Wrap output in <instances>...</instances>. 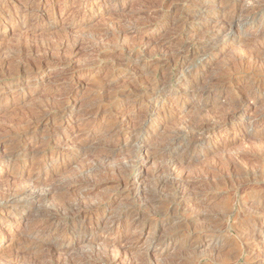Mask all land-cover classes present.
<instances>
[{
  "label": "rangeland",
  "instance_id": "obj_1",
  "mask_svg": "<svg viewBox=\"0 0 264 264\" xmlns=\"http://www.w3.org/2000/svg\"><path fill=\"white\" fill-rule=\"evenodd\" d=\"M223 1L0 0V264H264V85L251 78L264 79V0ZM235 96L245 113H226ZM198 114L214 126L186 129ZM188 137L181 184L154 191L169 140ZM91 139L108 154L103 168L79 153ZM38 173L44 198L30 195ZM82 193L105 214L70 222L85 227L76 233L29 231Z\"/></svg>",
  "mask_w": 264,
  "mask_h": 264
},
{
  "label": "bare ground",
  "instance_id": "obj_2",
  "mask_svg": "<svg viewBox=\"0 0 264 264\" xmlns=\"http://www.w3.org/2000/svg\"><path fill=\"white\" fill-rule=\"evenodd\" d=\"M192 0H190V2H191ZM250 1V0H249ZM262 1V0H261ZM216 2V1H215ZM215 2H214V4H215ZM222 2H224L223 0H222ZM230 2V1H229ZM250 2H252V1H250ZM193 3V2H192ZM219 3V2H218ZM226 3V2H225ZM225 3H221L220 2V4H221V6H224L225 5ZM260 3V2H259ZM196 4V3H195ZM194 4V5H195ZM214 4H212L213 6H214ZM194 5H192V6H194ZM196 6V5H195ZM234 6V5H233ZM216 7V6H215ZM232 7V6H231ZM218 8V7H217ZM243 7H241V9H242ZM252 8V7H251ZM254 8V7H253ZM222 9V8H221ZM231 9V8H230ZM234 9V8H233ZM232 10V9H231ZM243 12V11H242ZM232 13V12H231ZM240 14L241 13H239V16H240ZM232 16V15H231ZM231 16H230V18H231ZM234 16V15H233ZM237 17V16H236ZM226 18V17H225ZM233 18V17H232ZM224 19V18H223ZM222 20V19H221ZM232 20V19H231ZM204 47H206V46H204ZM208 47V46H207ZM29 51H31V49L29 48ZM205 52H206V50H205ZM26 53H28L27 51H25L23 48H20V52L18 53V59H20V58H22ZM260 55V59H262V58H264V55L261 53V54H259ZM170 57V56H169ZM175 62H177L176 60H175ZM170 63V62H169ZM172 63V62H171ZM18 69V72H21V69H20V67L19 68H17ZM238 73V72H237ZM239 74V73H238ZM245 75V74H244ZM247 75V74H246ZM251 78H252V81L254 80V81H256L257 80V82L259 83V84H262V85H264V79L263 78H261V77H256V75H251ZM162 81V80H161ZM164 83V82H163ZM161 83V84H159V83H152L150 86V88H152L153 89V91H155V90H157V89H159L160 87H162V86H164V84L166 83ZM212 83V82H211ZM211 83H209V85L211 84ZM167 85V84H166ZM165 85V86H166ZM206 86V85H205ZM214 86H215V84H214ZM255 86V85H254ZM257 86V85H256ZM255 86V87H256ZM202 87V86H201ZM149 88V89H150ZM163 88V87H162ZM167 88V87H166ZM197 88V87H196ZM257 88V87H256ZM206 89H209V88H205V87H203V88H199V92L200 93H203V92H205L206 91ZM217 89V88H216ZM191 90H193V89H191ZM196 90V89H195ZM255 90V89H254ZM257 90V89H256ZM197 92V91H196ZM122 94V93H121ZM120 94V95H121ZM149 94V93H148ZM188 94V93H187ZM191 94H193V93H191ZM196 94V93H195ZM138 95V94H137ZM108 96V95H107ZM125 95H123L122 96V98L124 97ZM192 96H194V95H192ZM114 96H112V98L111 97H106L105 98V100H109V102L108 103H111V101H113L114 100V98H113ZM118 97H119V95H118ZM126 97V96H125ZM124 97V98H125ZM129 97V96H128ZM127 97V98H128ZM195 97V96H194ZM111 99V100H110ZM145 99H146V97H145ZM144 99V100H145ZM129 100H130V98H129ZM148 100H150V99H148ZM131 101V100H130ZM139 101H141V99L139 100ZM147 101V100H146ZM245 101V100H244ZM68 102V101H67ZM75 102H76V100H75ZM137 102V101H136ZM164 102V101H163ZM74 103V102H73ZM105 103V102H104ZM139 104V103H138ZM54 105V104H53ZM250 105V104H249ZM66 107H67V104H66V102H63L62 100H60V101H58V102H56V104H55V109L57 110V113H58V116H59V114L60 113H64V111L66 110ZM104 107V106H103ZM206 107V106H205ZM225 107H226V113L227 112H232L231 110H233V111H240L241 113H245V111H246V109H247V105L243 102V98H240V97H234V98H232L228 103H227V105H225ZM52 109L54 108V107H51ZM45 109V108H44ZM42 110L41 112H39L38 113V116L40 117V118H42V119H46V120H48L50 117H51V115H49L48 113H49V111L47 112L46 110ZM106 109V108H105ZM107 109H108V107H107ZM202 110H203V108H202ZM224 112V111H223ZM97 114V113H96ZM229 114V113H228ZM233 114V113H232ZM61 115V114H60ZM102 115H104V116H107L108 115V111L107 110H105L103 113H102ZM199 115V117L197 118V119H195V120H193L192 122H190L189 123V125H188V128H186V129H192V130H199V131H201V133H203L202 131H206V130H208V129H211L213 126H214V124H210V123H208V121H205V119L203 120V118H201V115L200 114H198ZM225 117H224V120H226L228 117H229V115H224ZM97 117V116H96ZM103 117V116H102ZM135 117V116H134ZM232 117V116H231ZM139 119H140V117H139ZM45 120V121H46ZM142 120H143V118H142ZM169 120V119H168ZM136 121V120H135ZM141 121V120H140ZM144 121V120H143ZM142 122V121H141ZM133 123V122H132ZM137 123V122H136ZM139 123V122H138ZM137 123V124H138ZM134 124V123H133ZM139 125H140V123H139ZM141 126V125H140ZM133 127V126H132ZM134 127H136V126H134ZM137 127H139V126H137ZM133 128V131L137 134H139L140 133V131H141V129H138V128ZM142 128V127H141ZM184 128V127H183ZM131 130H132V128H131ZM178 131H180V130H178ZM132 132V131H131ZM134 133V134H135ZM183 133V132H182ZM192 133V132H191ZM192 135H194V134H192ZM133 136V135H132ZM136 136H138V135H136ZM195 136V135H194ZM190 137V136H189ZM189 137H188V139H189ZM171 138V137H170ZM95 139V138H94ZM96 139H98V138H96ZM169 139V138H168ZM167 139V140H168ZM183 140V139H182ZM194 140V139H193ZM93 140L91 139L90 141H85V143H83L82 144V146H80V148H79V146H78V148H79V153L81 152V151H85V150H87V152H88V155L91 157V155L93 154V156L96 154V157L94 158L95 160L92 162V163H94V165L96 166V167H99V168H103L104 167V165L105 164H107V162L105 163V161H106V159L108 158L107 156H108V154H106L107 152L105 151V150H102L101 148H100V146L98 147V146H96V148H94V149H92V148H89L90 147V144H91V142H92ZM98 141V140H97ZM136 142V141H135ZM173 142H175V143H173ZM139 143V142H138ZM137 143V144H138ZM168 143V142H167ZM52 145V142L50 143V141H49V143L47 144V147L49 146V145ZM60 144V143H59ZM136 144V143H135ZM136 144V145H137ZM164 144V143H163ZM193 144V143H192ZM191 141H190V139L189 140H187V141H180V140H169V143H168V145L169 146H171L170 148L172 149V150H170V151H166L164 154H162L163 156H161L160 158H162V159H164V162L166 163V165L164 166V167H160V168H158V170L156 171V174H154V179H155V185H154V187H152L153 189H155L154 191H165L167 188H168V186L169 185H171V186H173L174 188L175 187H177V186H179V184H181V182L180 181H178L177 180V178H175V177H173L175 174H174V172L176 171V170H178L179 168L180 169H182L181 167H182V164L184 163V158H182L179 154H177L176 153V151L177 150H179V149H183V150H187V149H189L190 147H191ZM55 145H57V142L55 141L54 142V144H53V146H55ZM69 145V144H68ZM79 145H81V144H79ZM99 145H109V141L108 140H105V141H100L99 142ZM141 145V144H140ZM160 145V144H159ZM52 146V147H53ZM72 146H74L73 144H72ZM160 146H162V145H160ZM166 147H167V145H165ZM164 146V147H165ZM195 146V145H194ZM93 147V146H92ZM60 148V147H59ZM162 148V147H161ZM174 148V149H173ZM195 148V147H194ZM191 149V148H190ZM186 152V151H185ZM12 154V153H11ZM83 154V153H82ZM161 154V153H160ZM73 157H77V155H78V153H73ZM85 155V154H84ZM87 155V154H86ZM87 155V156H88ZM183 155V154H182ZM17 156V155H16ZM92 156V157H93ZM113 156V155H112ZM11 157V156H10ZM72 157V156H71ZM184 157V156H183ZM18 158V157H17ZM70 158V157H69ZM109 158H110V156H109ZM133 159L135 158V156H133L132 157ZM1 160V159H0ZM76 160V159H75ZM108 160V159H107ZM111 160V159H110ZM130 160V159H129ZM135 160H136V158H135ZM147 160V159H146ZM189 160V159H188ZM72 161L74 162V159L72 158ZM78 161V160H77ZM131 161V160H130ZM130 161H129V163H130ZM133 161V160H132ZM131 161V163H133ZM154 161V160H153ZM190 161V160H189ZM85 162V161H84ZM108 162H110V161H108ZM128 162V161H127ZM144 162H146V161H144ZM163 162V161H162ZM88 163V162H87ZM86 163V164H87ZM136 163H138V162H136ZM71 164V163H70ZM81 164V163H80ZM84 164V163H83ZM128 164V163H127ZM185 164V163H184ZM75 165V164H74ZM128 165H130V164H128ZM87 166V165H86ZM131 166V165H130ZM76 167H78V164H77V166ZM82 167V166H81ZM84 167V166H83ZM94 167V166H93ZM95 167V168H96ZM125 167H126V165H125ZM124 167V168H125ZM135 167V166H134ZM235 167V165L233 166V165H231V164H229V165H227L225 168H222V171L224 172V171H226V169H228V170H232L233 168ZM94 168V169H95ZM108 168V167H107ZM127 168V167H126ZM131 168V167H130ZM63 169V168H62ZM119 169V168H118ZM235 169H237L236 167L234 168V172L236 171ZM57 170V169H56ZM59 170V169H58ZM93 170V169H92ZM98 170V169H97ZM228 170H227V172H228ZM240 170V169H239ZM65 171V170H64ZM76 171V170H75ZM120 171H121V169H120ZM126 171V170H125ZM179 171V170H178ZM220 170H216V169H213V170H211V171H209V174H216V173H218ZM238 171V170H237ZM123 171H121L120 173H122ZM177 172V171H176ZM233 172V173H234ZM240 171H238V173H239ZM77 173V172H76ZM89 173V172H88ZM119 173V172H118ZM119 173V174H120ZM231 173H232V171H231ZM237 173V174H238ZM15 174V173H14ZM39 174L40 173H38L37 175H34L33 176V174L31 175V179H30V184L29 185H31L32 187H33V191L34 192H31V196H34V197H41V198H44L45 197V194L44 193H40L39 191H37V188H46L47 186H48V184H47V182L46 181H44L40 176H39ZM86 174V173H85ZM96 174V173H95ZM125 174H126V172H125ZM235 174V173H234ZM60 175V174H59ZM73 175V174H72ZM71 175V176H72ZM74 175H76L75 173H74ZM87 175V174H86ZM90 175V174H89ZM97 175V174H96ZM123 176H124V174H122ZM236 175V174H235ZM239 176H240V174H238ZM51 176V175H50ZM88 176V175H87ZM92 176V175H91ZM91 176H90V178H91ZM237 176V175H236ZM81 177V176H80ZM120 177H122V176H120ZM177 177V176H176ZM71 178V177H70ZM128 178V177H127ZM64 179V178H63ZM76 179V178H75ZM123 179V178H122ZM52 180V179H51ZM62 180V179H61ZM73 180V179H72ZM126 180V179H125ZM125 180H124V182H125ZM128 180V179H127ZM126 180V181H127ZM82 181H83V179H82ZM122 181V180H121ZM28 182V183H29ZM65 182V181H64ZM71 182H73V181H71ZM153 182H154V180H153ZM70 183V182H69ZM131 183V182H130ZM129 183V184H130ZM140 183V182H139ZM183 183V182H182ZM63 184V183H62ZM124 185H125V183H123ZM68 185V184H67ZM78 185V184H77ZM122 185V184H121ZM126 185H127V182H126ZM126 185H125V187H126ZM58 187V186H57ZM170 187V186H169ZM183 188L185 187V186H182ZM122 188H124V187H122ZM146 188V187H145ZM148 188V187H147ZM64 189V188H63ZM69 189V188H68ZM127 189V188H126ZM143 189V188H142ZM149 189V188H148ZM152 189V190H153ZM18 190V189H17ZM77 190V189H76ZM128 190V189H127ZM149 190H151V188L149 189ZM178 190H180V189H178ZM14 191V190H13ZM70 191V190H69ZM168 191V190H167ZM184 191V190H183ZM183 191H182V193H183ZM10 192V191H9ZM30 192V191H29ZM138 192V191H137ZM143 192H145L146 194H148V195H150V194H152V192L151 191H143ZM158 192H157V194H158ZM11 193V192H10ZM19 193H22V195L24 194L25 195V193H26V191L24 190V189H22ZM67 193H69V192H67ZM139 193V192H138ZM162 193V192H161ZM165 193V192H164ZM185 193V192H184ZM17 193H12V196L13 195H16ZM88 194V193H87ZM87 194H84V193H82L81 194V196H82V198H79V199H73L72 197H69L68 195L66 196V197H64L63 199H60L59 201H57L55 204H56V208H57V214H53L52 216L51 215H49V216H51V219H48V220H44V222H43V218H39L40 217V215H38L39 217L38 218H36V223L38 224L39 222H43V225H46V227H44V228H38V229H35V227H32L33 229H30L29 231H31V232H36V233H39L41 230H44V229H46V230H44L45 232H49L50 234L51 233H57V232H59L60 230H69V231H71L72 233H76V232H78V231H82L85 227L84 226H82V224L80 225V227L79 228H77V229H72L71 227H70V225H69V223L70 222H79V221H81V219L82 218H84V217H94L95 215H104L105 213L104 212H102L101 211V209H100V205L103 203V201H99L98 202V204H95V203H92L90 200H89V197H88V195ZM144 194V193H143ZM142 194V195H143ZM155 194V193H154ZM167 194H168V192H167ZM172 194H173V191H172ZM29 195V194H28ZM153 195V194H152ZM165 195V194H164ZM171 195V194H170ZM27 196V195H26ZM146 196V195H145ZM158 196V195H157ZM166 196V195H165ZM147 197V196H146ZM150 197V196H149ZM153 197V196H152ZM7 198V197H6ZM26 198V197H25ZM143 198V197H142ZM156 198V197H155ZM14 199V198H13ZM27 199V198H26ZM188 199V198H187ZM11 200V199H10ZM145 200V199H144ZM149 200V199H148ZM147 200V201H148ZM13 201V200H12ZM31 201V200H30ZM188 201V200H187ZM149 202V201H148ZM10 203V202H9ZM145 204H146V202H145ZM28 205V204H27ZM54 205V204H53ZM151 205V204H150ZM29 206V205H28ZM43 207V206H42ZM122 210V209H121ZM40 211V210H39ZM38 211V212H39ZM49 211V210H48ZM123 211V210H122ZM14 212V211H13ZM43 213V212H42ZM41 213V214H42ZM119 214H122V212L119 210V212H118ZM35 214H37V212L35 213ZM118 214V215H119ZM36 217H37V215H36ZM99 217V216H98ZM63 219H66V221H65V224H63V223H61V220H63ZM91 219V218H90ZM64 221V220H63ZM82 222H83V220H82ZM36 223L34 224V226L36 225ZM88 223V222H87ZM88 228V227H87ZM90 228H91V226H90ZM105 228H107V227H105ZM108 229H112L111 227H109ZM44 232V233H45ZM66 232V231H65ZM165 237H166V235H165ZM160 238V237H159ZM88 240H90L92 243H94L95 241H93V239H85V240H83L82 241V243H84V242H86V241H88ZM162 241H166V240H164V239H161ZM160 244V243H159ZM44 247H46L47 249H53L50 245H44ZM70 247V246H69ZM75 248V247H74ZM73 248V249H74ZM77 248V247H76ZM72 249V248H71ZM71 249H68L66 246L63 248V249H61L60 250V253L61 254H63V255H67V254H69L71 251H77V250H71ZM70 251V252H69ZM69 252V253H68ZM77 252H79V251H77ZM73 254H74V252H73ZM78 255V254H77ZM159 256V255H158ZM156 257V256H155ZM160 258H161V256H159ZM159 257H157V258H159ZM18 259V258H17ZM110 259V258H109ZM14 260H16V259H14ZM19 260V259H18ZM79 260H81L80 258H78V257H75L74 259H72V260H69L70 262V264H74V263H76L77 261H79ZM83 260V259H82ZM85 260H87V259H85ZM106 260V259H105ZM101 261H103V260H101ZM107 261V260H106ZM175 261H172V262H170L169 264H175L174 263ZM5 264H38L37 263V261H36V259H33V260H31V261H29V262H19V261H13V260H11V261H6V263ZM134 264V263H133ZM135 264H148V260H147V262L146 261H144V260H139V261H135ZM166 264H168V263H166Z\"/></svg>",
  "mask_w": 264,
  "mask_h": 264
}]
</instances>
